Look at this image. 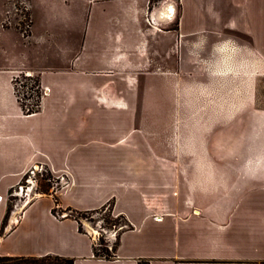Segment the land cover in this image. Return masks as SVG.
<instances>
[{"label": "crops", "instance_id": "0c3cea01", "mask_svg": "<svg viewBox=\"0 0 264 264\" xmlns=\"http://www.w3.org/2000/svg\"><path fill=\"white\" fill-rule=\"evenodd\" d=\"M149 1L95 0L90 28L95 20L94 34L103 32L98 34L105 43L94 55L122 58L129 49L136 56L148 47L167 50L162 40L178 36L146 31ZM218 3L186 2L187 18L180 30L183 25L190 32L218 26ZM223 3L232 19L229 29L241 32L244 17L250 49L264 56V3L248 1L244 12L236 0ZM170 10L164 6L159 18L170 20L171 15L165 16ZM75 55L71 69L46 66L38 71L45 95L32 114L23 110L16 94V68L0 64V256L61 257L74 264H264V129L257 133L250 128L243 136L241 122L234 128L241 138L238 152L234 145L231 176L225 163H217L215 190L208 176L183 179L172 168L146 159L149 151L141 136H133L136 150L120 143L135 116L113 110L105 96L98 102L97 80L92 72L78 70L81 54ZM100 84L107 87V82ZM252 117L250 113V122L258 120ZM34 167L66 175L70 183L55 195L31 200L4 230L9 193ZM108 204L128 225L111 259L95 257L92 234L81 233L75 217L57 215L62 210L96 211Z\"/></svg>", "mask_w": 264, "mask_h": 264}, {"label": "rangeland", "instance_id": "374dc122", "mask_svg": "<svg viewBox=\"0 0 264 264\" xmlns=\"http://www.w3.org/2000/svg\"><path fill=\"white\" fill-rule=\"evenodd\" d=\"M94 1L0 0V64L16 68L14 85L18 99L25 109L38 110L45 95L38 71L46 66L71 69L75 54L79 53L76 67L95 76L98 102L105 96L113 110L135 116L120 143L136 150L133 136H141L149 151L146 159L160 163L165 169L172 168L183 179L208 176L207 182L214 184L215 190L217 163H225L226 175L231 176L234 145L238 152L240 135L247 134L250 128L256 132L264 129V56L250 49L252 38L243 26L244 17L241 32L229 29L232 25L228 22L232 19L221 6L234 0H208L219 2L215 12L220 23L209 24L202 32H190L186 25L180 30L187 18L186 2L192 0H150L146 31L175 32L178 38L162 40L167 50L148 47L143 55L136 56L129 49V54L122 58L94 55L105 43L98 34L103 32L94 34L95 20L90 28ZM236 1L244 12L247 10L244 4L253 0ZM254 1L257 6L264 3V0ZM169 5L170 20L160 19V11L164 6L169 11ZM147 44L151 45V40ZM170 48L174 51L170 52ZM109 69L112 70L103 72ZM102 81L107 82L106 88H101ZM249 96H252L250 103ZM238 112L244 115L239 118ZM250 113L253 119L258 116V120L250 122ZM240 122L239 135L234 128ZM205 165L208 168H199ZM31 169L9 193L4 230L18 217L16 211L31 200L55 195L70 183L68 176L56 175L45 167L37 168L35 175ZM110 208L112 204L97 212L62 210L57 215L77 217L83 232L96 238L94 246L103 254L104 248L112 252L122 228H128L126 220ZM111 234H115L114 239Z\"/></svg>", "mask_w": 264, "mask_h": 264}, {"label": "trees", "instance_id": "16d2710c", "mask_svg": "<svg viewBox=\"0 0 264 264\" xmlns=\"http://www.w3.org/2000/svg\"><path fill=\"white\" fill-rule=\"evenodd\" d=\"M21 106L23 108V110L28 113V114H32L38 110H32V109H25L24 105L21 103ZM107 206V205H106ZM106 206L102 207L101 210H103ZM111 207V206H110ZM93 211V212H97ZM110 211L112 212V208H110ZM54 214H56V210L53 211ZM121 217V216H120ZM7 218V215H6ZM5 218V220H6ZM123 218V217H122ZM75 219L79 222V219L77 217H75ZM4 220V222H5ZM108 224H112L115 226L114 223H111V221L107 220ZM125 230L124 228H122L121 231ZM80 232L84 233L82 230V227H80ZM121 234V233H120ZM119 234V235H120ZM1 235H3V228L1 231ZM117 243L116 245L113 247L112 252H109L108 248H104L102 250L103 254H101L98 249L94 246V255L95 257L98 258H105V259H111L114 257V253L116 251V248L118 246L119 243V236L117 239ZM21 262L23 264H74V261L72 259H66V258H61V257H45V258H10V257H1L0 256V264H9L11 262ZM140 264H148L147 262H140Z\"/></svg>", "mask_w": 264, "mask_h": 264}, {"label": "built area", "instance_id": "2783aa9c", "mask_svg": "<svg viewBox=\"0 0 264 264\" xmlns=\"http://www.w3.org/2000/svg\"><path fill=\"white\" fill-rule=\"evenodd\" d=\"M37 168H39V167H34L33 169H31L30 170V172H31V174L32 175H35V172L38 170ZM61 181H65V178L64 177H61ZM29 182H31V180H29ZM21 190H22V188H21ZM2 200H1V197H0V202H1ZM106 233V232H105ZM111 238H115V234H111ZM94 239H96V238H93V240ZM97 241H95V243H96Z\"/></svg>", "mask_w": 264, "mask_h": 264}, {"label": "bare ground", "instance_id": "6f19581e", "mask_svg": "<svg viewBox=\"0 0 264 264\" xmlns=\"http://www.w3.org/2000/svg\"><path fill=\"white\" fill-rule=\"evenodd\" d=\"M170 11L172 12V10H170ZM171 12H170V13H171ZM168 13H169V12L165 13V16L169 15ZM169 16H170V15H169ZM172 16H173V14H172Z\"/></svg>", "mask_w": 264, "mask_h": 264}]
</instances>
